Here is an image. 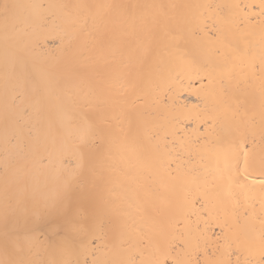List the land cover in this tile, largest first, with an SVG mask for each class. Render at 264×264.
Segmentation results:
<instances>
[{"label":"bare ground","instance_id":"bare-ground-1","mask_svg":"<svg viewBox=\"0 0 264 264\" xmlns=\"http://www.w3.org/2000/svg\"><path fill=\"white\" fill-rule=\"evenodd\" d=\"M5 4L20 7L14 25L0 21V259L47 249L127 264L142 250L133 230L173 256L194 252L197 223L212 241L243 235L212 178L235 136L232 109L260 144L258 87L222 72L225 57L239 64L233 48L258 58L260 0ZM154 5L175 7L165 18Z\"/></svg>","mask_w":264,"mask_h":264},{"label":"snow or ice","instance_id":"snow-or-ice-1","mask_svg":"<svg viewBox=\"0 0 264 264\" xmlns=\"http://www.w3.org/2000/svg\"><path fill=\"white\" fill-rule=\"evenodd\" d=\"M20 7L17 4H5L0 11V21L5 29L14 25L17 20L16 10ZM99 8H111L112 5H97ZM160 9V16L169 15L167 8H174V5H154ZM236 9H250L254 5H232ZM259 16L264 18V0H260ZM247 17V13L244 14ZM251 24L250 19H241L238 26ZM261 32L264 33V19L259 21ZM219 39V37H216ZM148 42L155 39L153 34L145 37ZM175 42L177 37L170 35ZM230 46V45H229ZM179 51V49H177ZM234 58L239 64L232 63L225 57V68L222 72L227 74L229 81L236 80L237 87L243 83L247 87H258L262 101H264V41L261 43L259 56L250 48L241 50L232 49ZM147 49H145V53ZM258 60V62H257ZM258 82V84H257ZM232 118L235 121V136L231 139L226 148L225 162L223 167L217 165L213 181L221 188L226 202L231 207L234 217H243L248 225L243 235L229 237L222 234L212 241L207 236L208 229H201L199 224L194 231L197 233L194 238V252L185 255H172L174 245L163 253L159 251L148 233L133 230L129 239L135 241L139 250L138 256L127 264H264V104L261 112L260 144L257 145L255 132L252 128V118L247 119L248 127H242L247 113H241L239 107L232 109ZM74 175H70L65 181L64 191L59 198L63 205L72 197V184ZM257 205L259 207L257 208ZM258 225V227H256ZM217 241H223L217 243ZM181 243H184L182 240ZM193 255L195 258H193ZM259 257L257 259L256 257ZM0 264H89L87 260L81 261L74 258V253L62 251L60 253L49 252L47 249L36 250L30 253L26 260L0 259ZM91 264H106L101 260H92Z\"/></svg>","mask_w":264,"mask_h":264}]
</instances>
